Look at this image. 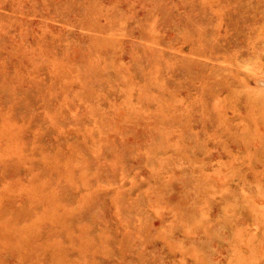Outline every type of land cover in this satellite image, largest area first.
<instances>
[{
  "label": "rangeland",
  "instance_id": "1",
  "mask_svg": "<svg viewBox=\"0 0 264 264\" xmlns=\"http://www.w3.org/2000/svg\"><path fill=\"white\" fill-rule=\"evenodd\" d=\"M0 264H264V0H0Z\"/></svg>",
  "mask_w": 264,
  "mask_h": 264
}]
</instances>
